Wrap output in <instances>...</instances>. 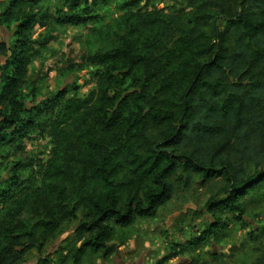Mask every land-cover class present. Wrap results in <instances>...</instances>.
Returning <instances> with one entry per match:
<instances>
[{
	"label": "trees",
	"instance_id": "16d2710c",
	"mask_svg": "<svg viewBox=\"0 0 264 264\" xmlns=\"http://www.w3.org/2000/svg\"><path fill=\"white\" fill-rule=\"evenodd\" d=\"M43 1L0 0V25H15L14 39L0 40V149L37 132L54 145L41 186L29 192L16 174L0 182V264L42 253L41 241L71 223L77 244L37 264L108 260L116 230L155 217L178 182L220 180L206 203L214 220L186 246L172 244L159 264L218 239L228 218L242 221L264 186V0H178L171 11L120 2L115 29L86 58L98 69L95 88L30 103L37 90L25 87L41 44L34 11ZM65 2L57 22L94 23L92 32L98 7L113 0ZM33 199L36 220L27 226L21 216Z\"/></svg>",
	"mask_w": 264,
	"mask_h": 264
},
{
	"label": "rangeland",
	"instance_id": "374dc122",
	"mask_svg": "<svg viewBox=\"0 0 264 264\" xmlns=\"http://www.w3.org/2000/svg\"><path fill=\"white\" fill-rule=\"evenodd\" d=\"M124 1L113 0L108 8L100 5V19L92 32L89 26L91 28L94 23L73 26L57 22L67 12L65 0H44L36 7L33 38L41 44L36 45L39 52L33 60L25 88L27 91L35 88L38 97L31 99L30 103L53 99L63 89L69 96L86 97L95 88L98 69L90 66L86 58L103 45V37L109 38L123 14L119 3L122 5ZM149 6L171 11L180 8L181 4L178 0H149ZM14 29L15 25H0V40L14 39ZM53 149L50 137L40 132L25 137L21 147L4 145L0 149V182L16 174L29 192L41 186L42 172ZM220 187V180L204 187L197 184L188 187L178 182L172 199L155 217L137 219L130 227L116 230L111 241L116 249L108 260L90 254L84 264H159L172 252V244L186 246L213 222L206 203ZM69 195L71 200L74 199L72 188ZM34 201L31 200L33 206L21 216L27 226L36 220ZM246 204L244 219L231 222L228 218L229 225L221 229L218 239L211 237L200 246L189 245L182 255L163 264H184L194 259H198V264H257L258 258L264 254V186L260 199L254 203L247 200ZM75 226V223L67 224L56 238L42 240V253L32 249L20 264H37L40 256L47 253L55 257L56 250H71L77 244Z\"/></svg>",
	"mask_w": 264,
	"mask_h": 264
}]
</instances>
